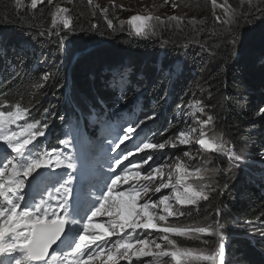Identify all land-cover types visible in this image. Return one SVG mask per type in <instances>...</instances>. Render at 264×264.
Returning <instances> with one entry per match:
<instances>
[{
  "label": "trees",
  "instance_id": "trees-1",
  "mask_svg": "<svg viewBox=\"0 0 264 264\" xmlns=\"http://www.w3.org/2000/svg\"><path fill=\"white\" fill-rule=\"evenodd\" d=\"M30 2L23 0V5L17 7V0H0V111L25 112L23 126L35 125L31 129L33 134L47 124L44 133L34 139L39 147L35 151L60 148L59 141L67 139L69 130L80 129L82 119L90 140L97 134L109 136L129 120L143 130V124L151 122L157 131L148 141L154 144L164 143L167 135L182 131L183 121L177 114L182 101L176 91L190 86L186 78L183 76V83L179 82L182 76L172 80L161 74L163 78L158 79L157 67L165 69L171 57L159 56L154 59L156 64H140L148 54H156V42L134 38L125 28L109 27L97 8L80 0H72L76 16L71 21L70 33L51 37L53 8L44 3L29 9ZM244 13V24L250 28L245 50L238 57L234 45L216 39L214 27L166 30L162 39L175 48L190 42L199 66L205 50L216 52L218 61L209 70L208 82L217 99V123L230 135L242 138L248 151H264V120L253 121L264 114L260 111L264 104L255 103L256 96L238 86L241 82L253 85L264 103V53L258 54V58L246 53L264 51V15L256 8ZM68 42L82 50L80 55L90 49L95 62L89 64L81 58L71 65L64 54ZM124 55H134L135 62L123 61ZM191 57L195 63V55ZM116 73L128 75V79H118ZM45 74L50 76L47 81ZM66 89L75 102L77 96L82 98L85 107L80 102L76 106V110H84L81 118L64 111ZM244 123L249 124L248 128L241 127ZM233 126L237 127L234 131ZM45 135L48 140L42 143L41 137ZM181 155L180 149L169 154L173 158ZM247 179V184L236 186L231 196H219L214 201L221 205L226 202L227 213L241 220L238 226L245 234L253 230L244 228L245 225L256 220L264 225V180ZM240 191L244 193L242 198L237 195ZM234 254L235 264H264V238L243 235L235 244Z\"/></svg>",
  "mask_w": 264,
  "mask_h": 264
},
{
  "label": "rangeland",
  "instance_id": "rangeland-1",
  "mask_svg": "<svg viewBox=\"0 0 264 264\" xmlns=\"http://www.w3.org/2000/svg\"><path fill=\"white\" fill-rule=\"evenodd\" d=\"M80 1H84L97 8L103 15V18H105L104 20H107L108 23L111 22V28H125L126 32L134 38L147 42H156V46L153 48V50H156V54H153L154 56L148 54L140 63L142 66L143 63L156 64L155 60H157L159 56H162V59L171 57V61L166 65L165 69H163L164 71L157 67V71H159L158 79L160 77L163 78L161 74L166 75L168 78H172V80L182 76L179 82L183 83L185 81H183L184 76L186 82L190 85H184V87L179 85L181 89L178 92L176 91L182 101V105L179 107L177 114L181 116L183 121L182 131L187 132L190 138V143L188 145H180L179 140L177 139L180 132L175 136L171 133L166 137V141H170V143L166 145L165 149H145L144 147H141L140 149L138 148L137 150H134L132 147L131 150V148H128L127 151L131 150L128 154L133 158L130 161L132 162L131 166L123 167L120 166V164L116 165L115 161L120 160L121 163L125 158V155L124 158L120 159L118 153L114 154L113 148L121 152L122 144L132 140V138L137 135V132L135 134V127L137 124L127 123L123 126L122 130L113 132L115 136L113 141H107L106 138L101 139L98 136H94L91 143L92 147H98L100 150L101 146H103L104 153L101 154L102 151H96L93 153V156H98L96 160H92L90 163L86 160V163H89L88 167L90 171L95 172L94 175L87 176L89 177L88 181L82 176L80 172L81 166L77 161L74 160L69 153H64L66 156L70 155L73 167L69 169L67 167V162H65L60 166L53 167L51 165H45L37 168L25 180V187L21 193L23 199L20 202V207L30 208L41 199H48L50 195H55L57 197L56 200L49 201L52 204H56L59 202L60 198L59 193L56 191L57 188H60L62 185L70 188V194L66 204V213H64L66 219V233L60 241V250L55 254H58L57 258L62 259L65 264H73V256L70 253L71 249L75 246V243L79 242V235L83 230L82 225L91 211L99 205L100 200L106 192L111 179L114 178V175L121 177V180L117 181L116 185L118 191L113 192V196H118L119 191H125L127 188L138 183V180L135 177L136 172L140 173L139 180H143L144 176L151 171V168L158 166V164L164 165L163 175L156 178L155 184L158 185L160 179L168 180L169 174H171V182L174 183L177 175L176 166L179 164L182 167L181 175H183V169H186L190 174L187 178L188 183L192 184L194 187L211 185L214 190L209 193L208 200H200L195 205H176L174 199L171 200L170 203H172L174 207H179L184 214L179 217H169L167 221H161L159 223L161 226L175 225L182 227L194 224L198 226H206V224H212L218 221L220 224L224 225V228L221 230L223 235V256L221 258V264H235L236 256L234 254V249L236 242L242 238L243 235L264 238V235L261 234L264 233V225H262L260 220H256L252 225H245L243 226L244 228L253 229L245 234V232L241 231L238 226V221L241 220L234 216L231 217L227 213L226 202L221 205L217 202L214 203V201L219 196L224 198L231 196L233 193L232 190H234L236 186L240 188L247 184V178L264 180V157L260 155V153H264V151L260 148L258 151H248L247 144L242 141V138L230 135L217 123V118L214 114L217 99L214 96V89L208 82L210 80L209 70L215 66L216 61H218V55H216V52L203 49L205 50V58L200 62L201 65L199 66L196 63V54L192 53L193 48H191L192 46H190V42H186V44H181L175 48L168 45L162 39V35L164 34L163 31H178L180 28L184 27H214L217 32L216 39L228 41L231 45H234L233 47L236 51L235 57H238L241 52L245 50L248 41L247 29L250 28L249 26L246 27L244 24V12L249 9L255 11V8L257 10V7H264V5H258L257 0H252L251 4L249 3V0H215V4H213V0ZM44 3L53 8L52 27L49 35L51 37L53 35H68L70 31L63 27V19L68 18L70 28L71 21L76 16L74 8L72 7V0H52L51 4H49L47 0H40L38 5ZM19 4L22 6L23 0H19ZM28 7L29 9H32L31 2L28 4ZM60 9H66L67 11L61 13L59 11ZM134 16L146 17L148 19L132 22L131 18ZM54 20L55 23L53 22ZM220 21H224V23H220ZM137 23L143 24V30H147V26L151 25L154 29L155 35L150 34L147 37L138 36L134 28V24ZM81 52L82 50L75 48L70 42H68L64 54L68 62L71 60V62H69L71 65L77 59L81 58L86 59L89 64L95 62V58L90 55V49H87L82 55H80ZM246 53L249 56L254 54V57L258 58V54L261 55L264 51L255 52V50H248ZM191 55H195V63L193 62ZM134 58V55H124L122 60L126 61V59H128V61L132 63V61L135 62ZM39 62H41V60H39ZM119 66L120 65H118V67ZM91 67L92 65H90V68ZM124 73L128 74L129 70H124ZM116 76L118 79H128V75L116 73ZM140 77L141 76H138V79H140ZM238 86L241 88L240 90L243 89L246 93L251 91L256 96V98H254L255 103L264 104L260 101L261 97L257 96L259 92L255 90L253 85L249 86L244 82H241V85L239 84ZM76 100L85 107L80 96H77ZM77 102H75L70 94H67L65 101L62 103L64 111H67L69 114L76 111ZM79 111L80 114L78 111L74 114L78 117L83 116L84 110ZM21 113L22 118L20 120L15 124L7 126L9 132L22 131L23 128L17 127V123L23 122L27 116L25 112ZM152 116H154V114H152ZM209 116L213 119L207 124H203L202 122L207 121ZM254 120H264V114L258 118H254L253 121ZM248 126L249 124L244 123L241 127L245 129L248 128ZM201 127H203L205 133L203 138L222 141L225 148L231 149V154L238 157V159H230V153L228 152L215 153L210 149L202 148V146L197 143L201 138ZM129 128L133 129V132L131 135L125 136V133ZM236 128V126H233V131ZM192 129H195V131H192ZM168 136H170V139H168ZM25 138H27L26 135ZM80 144L86 153L91 152V146L87 144L83 132L80 133ZM172 145H176V147H173ZM77 147L78 145H71L70 150L73 152ZM177 149H180L182 155L180 157H170L169 154L171 152H176ZM51 152L52 151L46 150V153L50 154ZM185 152L188 153L187 156L184 155ZM13 154H17L24 158L23 160L20 159V157L19 159L16 158L17 160L15 163L18 162L21 165L27 164L33 159L30 155H22V152H13L6 142L0 141V166L3 161L6 162L12 159ZM158 154H162V159H159ZM153 155L154 160L152 159ZM149 156H151V159L147 164H144V160ZM47 158L48 157L45 156V159ZM93 161H96L98 165H95ZM125 169H127V171H125ZM69 176L72 178L70 185L66 184ZM124 177H127V180H125ZM50 184L51 189H48ZM225 185L228 186L226 189L224 188ZM61 191H63V189H61ZM171 192V188L163 189L161 192L152 196V201L156 202L161 196L170 195ZM87 194L89 199L92 198V204L85 207L83 205L89 203ZM237 195L242 198L244 193L240 191ZM127 198V196L123 197L125 200ZM224 198H221L220 200L224 201ZM139 203H143V200H140ZM217 208L220 209V215L216 214ZM157 212L161 215L164 214L162 207H158ZM58 215H63V211L61 210ZM107 220L108 217L101 215L93 218L92 223L106 224ZM247 230L248 229H246V231ZM139 231L140 230H138V232ZM149 232H151L153 239H156L157 243H162L159 238L163 233L158 230H144L142 238L148 236ZM134 235H136V233H134ZM169 235L170 238L175 241L176 246L181 249H205L206 251L211 252L216 249L219 242L217 235L209 233L198 234L200 237L199 239L190 236L181 237L175 234ZM116 238V236H112L107 239L115 241ZM62 241L64 245L63 248L61 247ZM205 241L207 243H205ZM132 242L134 243V241ZM21 255L22 253L20 252L19 255L12 257L14 262ZM103 255L106 258V253ZM51 257L52 255L47 260ZM84 259L88 260V257L85 256ZM163 259L165 264H174V261H172L170 257H165ZM133 262H135V264H141V262L142 264H155L154 257L151 255L142 257L140 261H136V258L134 257ZM133 262L120 260L118 264H133ZM89 264H101V260H90ZM200 264H212V262H200ZM217 264H219V262H217Z\"/></svg>",
  "mask_w": 264,
  "mask_h": 264
},
{
  "label": "snow or ice",
  "instance_id": "snow-or-ice-1",
  "mask_svg": "<svg viewBox=\"0 0 264 264\" xmlns=\"http://www.w3.org/2000/svg\"><path fill=\"white\" fill-rule=\"evenodd\" d=\"M47 2L51 4L52 0H47ZM39 3L40 0H31V8L36 9ZM249 3L251 4L252 0H249ZM213 4H215V0H213ZM257 4L264 5V0H257ZM17 7H19V0H17ZM257 10L264 15V7H257ZM59 11L63 13L67 10L60 9ZM145 19L148 18L134 16L131 21H143ZM53 22L55 23V20ZM220 23H224V21H220ZM63 27L69 31L72 30L69 28L68 18L63 19ZM109 27H112L111 22H109ZM143 27L141 23L134 24L135 32L138 36L155 35L151 25L147 26V30H143ZM44 79L47 81L50 76L45 74ZM260 111L264 112V108L260 109ZM21 118L22 113L20 111H0V141L6 142L11 150L16 153L23 152L37 136L44 133L47 127V124H45L43 129L33 134L31 129L35 125L28 124L22 131L9 132L7 126L15 124ZM212 119L209 116L208 120L202 123L207 124ZM192 131H195V129H192ZM132 132L133 129L129 128L125 136L130 135ZM25 135L27 138H25ZM204 135L203 127H201V138L197 143L202 148L210 149L215 153L228 152L230 153V159H238V157L231 154V149L225 148L222 141L205 139L203 138ZM177 139L180 145H188L190 143L189 135L185 131L180 132ZM59 143L68 147L70 141L69 139H63ZM169 143L170 141L160 144L145 143L143 147L145 149L163 150ZM172 146L176 147V145ZM113 150L115 151V148ZM184 155L187 156L188 153L185 152ZM260 155L264 157V153H260ZM45 156L48 158L45 159ZM150 159L151 156L144 160V164H147ZM65 162H67L69 169L73 167L70 155L66 156L64 152L53 150L50 154H41L24 165L8 161L4 167H0V253L19 249L22 255L16 259L15 264H64L62 259L57 258L58 254L52 253L51 261H46V256L49 254L50 246L57 241L65 228L66 219L64 213H66L70 188L64 187V185L57 188L56 191L59 193L60 198L56 204L49 202L57 199L55 195H50L48 199H41L30 208L20 207V202L23 199L21 193L25 187V180L32 172L41 166L51 165L55 167ZM115 163L119 165L120 160H116ZM163 168L164 165L162 164L152 167L143 180H139L140 173L136 172L135 177L138 183L125 191H119L118 196H113V192L118 191L116 185L117 181L121 180V177L114 175L99 205L91 211L82 225L83 230L79 235V242L75 243L70 253L73 256V264H89V261L94 259H100L101 264H118L120 260L133 262L135 257L136 261H140L142 257L150 255L154 257L155 264H165L163 259L165 257H170L174 264H200V262H212V264L219 262L221 264L223 256V235L221 230L224 225L218 221L206 224V226L194 224L182 227L175 225L161 226L159 223L167 221L169 217H179L184 214L179 207H174L170 203L171 200L174 199L176 205H195L200 200H208L209 193L214 189L211 185L194 187L188 183L187 178L190 174L186 169H183V175H181L182 167L179 164L176 166L177 175L174 183L171 182V174H169L168 180L160 179L157 185L155 184L156 178L163 175ZM71 179V176H69L66 184L70 185ZM124 179L127 180V177H124ZM227 187V185L224 186L225 189ZM168 188L172 189L170 195L161 196L156 202L152 201L153 195ZM125 196L128 197L126 200L123 199ZM140 200H143V203H139ZM158 207H162L163 215L157 212ZM18 209L22 210L18 211ZM61 210L63 215H58ZM216 214L220 215L219 208L216 209ZM101 215L108 217L107 223L93 224V218ZM247 223L251 224L253 222L248 221ZM138 230L140 231L138 232ZM144 230L162 232L163 235L159 238L162 243H157L156 239H153L151 232H149L148 236L142 238ZM202 233L218 236V246L214 251L181 249L176 246L175 241L169 235L175 234L181 237L190 236L199 239L198 234ZM261 234L264 235V233ZM9 235L10 242L5 244V237ZM112 236L117 237L115 241L107 239ZM205 243L207 242L205 241ZM105 253L106 258L103 255ZM85 256L88 257V260L84 259Z\"/></svg>",
  "mask_w": 264,
  "mask_h": 264
},
{
  "label": "bare ground",
  "instance_id": "bare-ground-1",
  "mask_svg": "<svg viewBox=\"0 0 264 264\" xmlns=\"http://www.w3.org/2000/svg\"><path fill=\"white\" fill-rule=\"evenodd\" d=\"M67 94H70L69 92H68V89H66V95ZM71 95V94H70ZM72 98H73V96H71ZM64 101H65V98H64ZM78 110H80V109H78ZM78 110H76V111H78ZM75 111V112H76ZM74 112V113H75ZM79 112V114H80V111H78ZM74 113H71V115H74ZM77 116V115H76ZM78 117V116H77ZM80 118L82 117V116H79ZM80 126L82 127V128H84V122H83V119H82V121H81V123H80ZM143 127H144V130H145V132L144 133H147L146 135L144 134V135H142V137H139L138 138V141H135V146L133 147V149L135 150H137L138 148L140 149L141 147H143V145L145 144V141H147L148 139H149V137H152V136H154L155 134H156V129L153 127V125L151 124V122H149V123H147V124H143ZM147 135H149V136H147ZM146 143H151V144H154L152 141H147ZM101 149H103V146L100 148V150ZM132 150V149H131ZM131 150H128V151H126V152H120V151H117V150H115L114 151V154H119V156H120V159H122V158H124V155H125V158L122 160V162L120 163V166H123V167H126V166H131V164H132V162H130L133 158H132V156L131 155H129L128 153L131 151ZM104 153V151H102L101 152V154H103ZM158 157H159V159H162V154L160 155V154H158ZM136 158V157H135ZM153 160H154V155H153V158H152ZM93 163L95 164V165H98V163L96 162V161H93ZM78 176H79V173H78ZM104 177V176H103ZM97 180V179H96ZM262 191V190H261ZM19 210H22V209H18V211ZM8 240H7V242H6V244L8 243V242H10V235L9 236H7L6 237ZM14 252V250H12V251H5V252H2V253H0V257L3 259V258H5V257H7V259H5L2 263H5V264H10V263H12V264H15V262H14V260H13V258H12V253Z\"/></svg>",
  "mask_w": 264,
  "mask_h": 264
},
{
  "label": "water",
  "instance_id": "water-1",
  "mask_svg": "<svg viewBox=\"0 0 264 264\" xmlns=\"http://www.w3.org/2000/svg\"><path fill=\"white\" fill-rule=\"evenodd\" d=\"M63 233H64V230H63V232H62V235H63ZM62 235H61V236H62ZM61 236H60V237H61ZM60 237H58L57 241H55V242L53 243V245L50 246V248H49V250H48V253H50V252L54 249V247H55L56 243L59 241Z\"/></svg>",
  "mask_w": 264,
  "mask_h": 264
},
{
  "label": "clouds",
  "instance_id": "clouds-1",
  "mask_svg": "<svg viewBox=\"0 0 264 264\" xmlns=\"http://www.w3.org/2000/svg\"><path fill=\"white\" fill-rule=\"evenodd\" d=\"M148 226H150V225H148Z\"/></svg>",
  "mask_w": 264,
  "mask_h": 264
}]
</instances>
